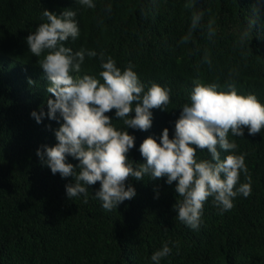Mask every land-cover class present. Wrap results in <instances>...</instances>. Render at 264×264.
Here are the masks:
<instances>
[{
	"label": "trees",
	"instance_id": "obj_1",
	"mask_svg": "<svg viewBox=\"0 0 264 264\" xmlns=\"http://www.w3.org/2000/svg\"><path fill=\"white\" fill-rule=\"evenodd\" d=\"M95 7L76 0H0V264H152L151 255L164 243L172 252L160 264H264V129L235 140L245 154L251 176V194L234 199L227 212L209 197L202 223L196 230L176 217L180 199L176 181L128 177L137 195L117 209L106 211L94 198L97 181L84 197L69 199L65 185L74 177L52 174L37 156L42 146H54L60 122L31 116L41 107L47 112L48 80L26 37L35 32L44 9L60 14L75 10L80 36L66 46L95 50L85 57L78 75L99 78L100 54L112 57L123 69L131 62L147 87L169 88L167 110L151 109L153 123L146 131L128 129L136 137L127 153L136 164L145 160L139 146L164 128L169 138L182 106L190 103L193 81L216 83L221 90L234 84L238 94H255L264 104V6L245 45L239 33L255 19L257 0H94ZM203 11L200 25L190 31L193 12ZM215 35H209V24ZM29 78L34 82L29 84ZM101 82L102 79H101ZM105 113L118 128L124 125ZM134 116V112L129 114ZM227 153L222 152V157ZM210 158L207 150L197 153ZM74 166L79 161L67 157ZM240 182H246L244 174ZM159 194L158 198L156 194Z\"/></svg>",
	"mask_w": 264,
	"mask_h": 264
},
{
	"label": "clouds",
	"instance_id": "obj_2",
	"mask_svg": "<svg viewBox=\"0 0 264 264\" xmlns=\"http://www.w3.org/2000/svg\"><path fill=\"white\" fill-rule=\"evenodd\" d=\"M79 5L95 7L94 0H76ZM264 0H257L253 9L255 19L239 33V43L245 45L253 35V26L260 19ZM203 11L193 12L190 31L182 38L186 42L191 30L196 29L203 18ZM77 13L65 9L60 14L44 9L42 19L35 32L26 37L30 52L36 57L49 82L47 92L53 98L47 99V112L33 110L31 116L40 123L45 117L56 120L60 126L54 130V146H42L37 156L53 175L62 178L74 177V183L66 184L69 199L83 196L88 202V186L100 182L94 198L101 207L112 211L125 200L137 195L132 184L126 185L128 177L142 180L166 178L180 199L172 206L176 217L193 230L202 223L203 208L209 197L227 212L234 206V199L251 194V176L245 163V154L237 153L236 141L229 139L243 137L245 128L249 135L264 129V104L255 94H238L234 84L221 90L216 83L193 81L190 103L182 106L175 122L174 134L169 138V129L164 128L157 138L147 137L139 146L145 162L136 164L127 153L134 148L136 137L128 129L146 131L153 123L151 109L167 110L170 103L169 88L153 83L147 87L138 78L134 65L129 62L121 69L112 57L105 59L100 54L99 78L90 74L78 75L85 57H96L95 50L80 48L73 50L66 46L69 39L80 36ZM209 35L215 29L209 24ZM101 79L103 82H101ZM28 83L34 82L29 78ZM115 109L114 116L124 127L118 128L113 118L105 115ZM134 112V116L130 113ZM207 150L210 158H200L197 153ZM222 152L227 153L222 157ZM79 161L74 166L67 157ZM246 182H240L241 174ZM156 194L155 198H158ZM172 252L169 243L155 250L152 264H160L162 258Z\"/></svg>",
	"mask_w": 264,
	"mask_h": 264
}]
</instances>
